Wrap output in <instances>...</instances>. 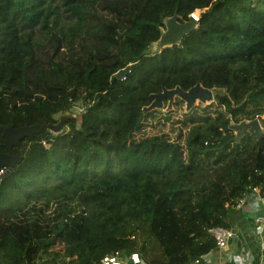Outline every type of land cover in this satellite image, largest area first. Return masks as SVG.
<instances>
[{
  "label": "trees",
  "instance_id": "16d2710c",
  "mask_svg": "<svg viewBox=\"0 0 264 264\" xmlns=\"http://www.w3.org/2000/svg\"><path fill=\"white\" fill-rule=\"evenodd\" d=\"M195 10V30L151 52L165 18ZM196 84L214 100L149 108ZM79 100L77 121L21 139L3 168L0 264H191L250 187L264 193V0H0V153L3 128L57 123ZM253 119L263 135L236 141Z\"/></svg>",
  "mask_w": 264,
  "mask_h": 264
},
{
  "label": "water",
  "instance_id": "95a60500",
  "mask_svg": "<svg viewBox=\"0 0 264 264\" xmlns=\"http://www.w3.org/2000/svg\"><path fill=\"white\" fill-rule=\"evenodd\" d=\"M197 28V20L193 15H189L188 19L181 21L180 16L174 12V14L168 18L164 19V28L161 29L159 38L153 42L154 49L151 52L160 51L163 48L171 47L177 45L181 42L183 37L190 33L192 30ZM129 66L117 73V77L121 78L127 72ZM175 96L180 97L186 102V110H188L193 103L198 100L201 103L213 101V93L210 89L203 88L200 84H196L187 91L182 90L179 87L167 90L162 89L160 93L153 94L150 97L152 102L149 108H159L162 105V100L164 98L169 99V105L171 104ZM68 118H71L70 114L62 115L59 117L57 123L48 124H38L31 126H22L15 129L13 126H8L2 129V136L4 138V148L5 151L0 153V169L6 167H12L18 161V156L15 152V148L18 147L20 140L25 137H31L41 131L49 130L53 133H60L65 125ZM236 131L235 140L238 141L239 138L246 132H252L255 134L256 138L263 135L262 127L257 119L250 121H242L239 124L231 125ZM238 227L241 226V221L238 217L234 219Z\"/></svg>",
  "mask_w": 264,
  "mask_h": 264
},
{
  "label": "built area",
  "instance_id": "2783aa9c",
  "mask_svg": "<svg viewBox=\"0 0 264 264\" xmlns=\"http://www.w3.org/2000/svg\"><path fill=\"white\" fill-rule=\"evenodd\" d=\"M199 11L196 10L192 15L198 19ZM82 111V106L79 112ZM0 169V174L2 173ZM258 206L262 207L261 211L255 212L249 216L251 218L252 231L251 233H242L236 227L215 228L210 230L214 236L215 248L200 255L192 260L191 264H215L216 257L220 262L233 261L235 264H264V193H261L259 187H250L243 196L239 199L236 209L242 212L247 209H255ZM250 212V211H248ZM253 213V211H252ZM238 233V234H237ZM252 238V240H251ZM236 243L244 244V247L252 253L235 254L231 252V247ZM248 243L251 246H248ZM253 244V246H252ZM249 254V255H248ZM223 259V260H222ZM254 259V261H253ZM100 264H147L142 256L137 252L128 254H109L105 255Z\"/></svg>",
  "mask_w": 264,
  "mask_h": 264
},
{
  "label": "crops",
  "instance_id": "0c3cea01",
  "mask_svg": "<svg viewBox=\"0 0 264 264\" xmlns=\"http://www.w3.org/2000/svg\"><path fill=\"white\" fill-rule=\"evenodd\" d=\"M262 210V207L261 206H258L257 208L255 209H247V210H244L242 212H237V215L236 217L239 218V220L241 221V226L238 227L237 224H234L232 225L231 227H236L237 229H239L242 233H251L252 231V225H251V218L249 216L253 215L255 212H258V211H261ZM250 211V212H248ZM253 211V213H252ZM235 217V218H236ZM238 234V233H237ZM252 240V238H251ZM248 246H251L249 245L248 243H246ZM253 246V244H252ZM233 248V250L231 252L235 253V254H247V253H252L251 252V249L250 251L244 247V244L241 243V244H238L236 243L235 245H233L231 247V249ZM249 255V254H248ZM223 260V259H222ZM254 261V259H253ZM230 263L234 264L233 261H231ZM228 263L227 261L223 260L222 262H220V259L216 257V262L215 264H230Z\"/></svg>",
  "mask_w": 264,
  "mask_h": 264
},
{
  "label": "rangeland",
  "instance_id": "374dc122",
  "mask_svg": "<svg viewBox=\"0 0 264 264\" xmlns=\"http://www.w3.org/2000/svg\"><path fill=\"white\" fill-rule=\"evenodd\" d=\"M154 44L152 43L151 44V48H150V50H153L154 49ZM174 99V98H173ZM214 100V99H213ZM172 103V102H171ZM185 103V102H184ZM197 103H201V102H199L198 100H196L193 104L195 105H197ZM207 103H210V102H206V103H201V104H207ZM81 106H82V104H81V102H77V103H75L74 104V106L71 108V109H69V110H67V111H65V112H63L62 114H60L59 116H58V118L60 117V116H62V115H68L69 116V114H70V116H72L71 118H75L76 119V121H77V119H78V115H79V111H80V109H81ZM193 106V105H192ZM191 106V107H192ZM171 108V104L169 105V102H168V107H167V109L169 110ZM158 109V108H157ZM185 109H186V107H185ZM190 109V108H189ZM159 110H164L163 109V104L161 105V107H159ZM262 117H264V114H263V116ZM68 119H70V118H68ZM65 125L67 126V127H70V124H66L65 123ZM67 127H66V129H67ZM231 129H233V128H231ZM234 130V129H233ZM237 212H238V209H237ZM234 224H236L235 223V221L233 222ZM233 224V225H234ZM56 248H60V249H64V248H67V249H72L73 247L72 246H70V245H68V244H65V243H62V242H60V243H58V245H56ZM117 255H120V254H117ZM122 255V254H121ZM236 263V262H235ZM234 263V264H235ZM36 264H39V262L38 261H36Z\"/></svg>",
  "mask_w": 264,
  "mask_h": 264
},
{
  "label": "clouds",
  "instance_id": "9594fccd",
  "mask_svg": "<svg viewBox=\"0 0 264 264\" xmlns=\"http://www.w3.org/2000/svg\"><path fill=\"white\" fill-rule=\"evenodd\" d=\"M195 11H196V10H195ZM195 11H194V12H195ZM198 11H199V10H198ZM194 12H193V13H194ZM199 12H200V11H199ZM190 15H192V14H190ZM198 15H199V14H198ZM196 20H198V19H196ZM175 97H176V96H175ZM177 97H178V96H177ZM172 101H173V100H172ZM183 101H184V100H183ZM77 102H81V104H82V111H83V109L85 108V106H87V105L89 104L88 101L84 102V101L79 100V101H77ZM77 102H75V103H77ZM184 102H185V101H184ZM199 102H200V101H199ZM75 103L72 104L71 108L74 106ZM185 107H186V102H185ZM71 108H70V109H71ZM82 111L79 113V115H78V119H79V116H80V114L82 113ZM71 117H72V116H71ZM67 120H68V119H67ZM67 120H66V121H67ZM245 121H249V120H245ZM65 123H66V122H65ZM64 127H65V125H64ZM2 170H3V168H2ZM2 173H3V171H2ZM2 173H1V174H2ZM1 174H0V175H1ZM217 228H219V227H217ZM220 228H221V227H220ZM212 229H215V228H212ZM212 229H210V230H212ZM210 230H209V233H210ZM210 235L214 238V236H213L211 233H210ZM215 245H216V243H215ZM211 250H212V249H211ZM209 251H210V250H209ZM130 253H131V252H130ZM137 253H138V252H137ZM206 253H207V252H206ZM126 254H128V253H126ZM139 254H140V253H139ZM227 262L230 263L229 261H227ZM230 264H232V263H230Z\"/></svg>",
  "mask_w": 264,
  "mask_h": 264
}]
</instances>
